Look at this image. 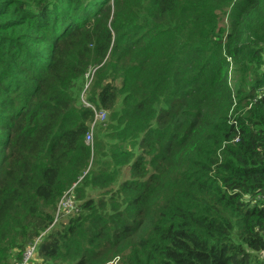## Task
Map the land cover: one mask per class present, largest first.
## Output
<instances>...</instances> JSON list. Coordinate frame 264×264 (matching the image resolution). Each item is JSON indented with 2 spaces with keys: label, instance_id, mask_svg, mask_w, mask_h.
Masks as SVG:
<instances>
[{
  "label": "trees",
  "instance_id": "16d2710c",
  "mask_svg": "<svg viewBox=\"0 0 264 264\" xmlns=\"http://www.w3.org/2000/svg\"><path fill=\"white\" fill-rule=\"evenodd\" d=\"M0 137V264H264V0H0Z\"/></svg>",
  "mask_w": 264,
  "mask_h": 264
},
{
  "label": "built area",
  "instance_id": "2783aa9c",
  "mask_svg": "<svg viewBox=\"0 0 264 264\" xmlns=\"http://www.w3.org/2000/svg\"><path fill=\"white\" fill-rule=\"evenodd\" d=\"M87 76H88V74L86 75V77ZM86 86L84 87V90L81 94V101L85 107L91 108L93 111V114H94L93 121L91 122L89 130H88L87 134L85 135V142L87 144H90L92 141L93 127L97 121L101 122L105 119V112L103 110H96V108H94L88 102H86L85 96H84V91H85ZM69 194H70L69 191L66 192V194L59 201L53 223H55V221L57 220L59 213H61V215H63V216H66V215L72 214L75 211L76 206L74 204V201H73L71 195H69ZM42 235H43V233L40 234L39 236H36L33 239V241L26 246V248L24 249V251L21 254L20 260L16 264H34L38 260L37 259L38 248H39V244L41 242V236ZM114 262H115V260L110 264H113Z\"/></svg>",
  "mask_w": 264,
  "mask_h": 264
},
{
  "label": "rangeland",
  "instance_id": "374dc122",
  "mask_svg": "<svg viewBox=\"0 0 264 264\" xmlns=\"http://www.w3.org/2000/svg\"><path fill=\"white\" fill-rule=\"evenodd\" d=\"M93 70H94V68H90L88 71V73L90 74V75H92V73H93ZM87 73V74H88ZM86 85H87V87H88V85H90L89 84V79H86ZM85 85V86H86ZM88 93H89V91H88ZM1 138V137H0ZM91 144V143H90ZM1 156H2V154H0V158H1ZM72 187H68L65 191H68L69 189H71ZM64 191V192H65ZM74 196V195H73ZM75 197V196H74ZM59 200V199H58ZM74 200H75V198H74ZM75 202H76V204H78V202H77V200H75ZM81 213V211H80V208L79 207H77L76 206V209H75V211L73 212V214H80ZM76 215H74V216H76ZM65 218H63L62 217V219L60 220V221H58L57 223H55V225H53V228L51 229V230H49L48 231V233H51L53 230H55V229H58V230H60V229H62V228H64V227H66L67 226V222L69 221V219L67 218V216H64ZM38 264H41V259L39 258V260H38ZM65 264H70L69 262H66ZM103 264H107V262L106 263H103ZM108 264H110V263H108Z\"/></svg>",
  "mask_w": 264,
  "mask_h": 264
}]
</instances>
